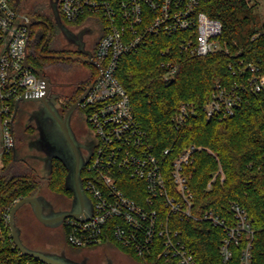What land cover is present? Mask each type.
I'll return each instance as SVG.
<instances>
[{
    "label": "built area",
    "instance_id": "built-area-1",
    "mask_svg": "<svg viewBox=\"0 0 264 264\" xmlns=\"http://www.w3.org/2000/svg\"><path fill=\"white\" fill-rule=\"evenodd\" d=\"M12 1L0 0V175L15 145L11 120L16 100L22 95L40 96L45 92L44 81L25 64L31 32L27 24L33 18L14 8ZM205 1L208 0H58L60 13L68 22L87 16V20H101L102 31L95 51L100 69L83 101L87 121L98 139L88 169L92 175L85 179L93 209L89 215L68 216L61 223L73 246L97 245L113 236L138 256L157 250L158 258L175 264H199L178 223L205 220L226 231L220 244L224 261L232 258V245L246 238L238 264H252L254 229L239 203L231 204L234 225L213 209L201 216L193 211L191 173L187 168L202 147L191 144L168 164L171 149L157 152L118 76L122 58L160 34L179 35L181 50L191 55H231V44L222 38L223 23L202 10ZM261 33L257 31L252 39ZM236 56L230 69L237 78L216 82L204 107L209 119L233 116L249 94L264 91V60L247 61L242 50ZM178 66L173 58L162 62L165 81L175 78ZM196 113L195 104L182 102L174 120L180 126ZM218 175L224 179L222 167L213 173L208 187ZM6 216L9 221V214Z\"/></svg>",
    "mask_w": 264,
    "mask_h": 264
},
{
    "label": "trees",
    "instance_id": "trees-1",
    "mask_svg": "<svg viewBox=\"0 0 264 264\" xmlns=\"http://www.w3.org/2000/svg\"><path fill=\"white\" fill-rule=\"evenodd\" d=\"M257 4V0H208L202 3V10L222 21V38L229 41L234 54L191 55L181 50L179 35L160 34L152 36L137 51L125 55L118 76L129 93L137 119L157 152L171 149L168 164L185 147L191 144L202 147L194 153L187 168L191 173L189 184L194 195V213L201 216L213 209L234 225L236 219L231 204L239 203L247 211L254 229L252 264H264V91L249 94L247 102L233 116L209 119L204 110L216 82L227 83L237 78L230 64L235 63L239 50L247 61L264 60V22H258ZM12 6L18 9L13 1ZM33 16L43 17L40 13ZM87 18L84 16L73 23L84 22ZM257 31L262 33L252 39ZM170 58L179 66L175 78L167 82L162 62ZM36 59L35 53L29 54L30 63H35ZM182 102L195 104L197 113L178 126L174 116ZM15 164L14 154L7 155L0 175V264H46L23 254L12 237L6 215L17 200L33 194L41 184L35 174L17 172ZM220 167L224 179L218 175L208 187L213 173ZM91 175L87 171L85 179ZM65 179L66 169L55 160L47 180L48 188L58 194H68ZM178 228L199 264H238L248 241L244 238L241 243L233 244L232 258L224 261L220 244L226 231L222 226L192 219L180 221ZM113 241L115 238L110 236L104 243ZM120 246L131 259L141 263L175 264L158 258L157 250L142 257L128 247Z\"/></svg>",
    "mask_w": 264,
    "mask_h": 264
},
{
    "label": "flooded vegetation",
    "instance_id": "flooded-vegetation-1",
    "mask_svg": "<svg viewBox=\"0 0 264 264\" xmlns=\"http://www.w3.org/2000/svg\"><path fill=\"white\" fill-rule=\"evenodd\" d=\"M53 1H45L40 12L43 17L32 16L42 22L36 32L33 29L35 24L31 27L28 54L35 53L37 59L32 64L43 70L52 83L57 79L54 71L59 65L74 67L75 74L68 78L62 91L55 94L51 92L52 109L40 102V108L35 110L29 101H20L13 123L16 146L19 149V155L15 159L25 169L35 168L47 180L52 174L55 160H59L66 169L68 194H58L50 190L52 195L46 196L40 193V187L31 194L39 197L45 216L53 217L58 212L67 210L81 211L82 214L89 215L93 209V198L86 188L85 178L98 139L87 121V115H83L86 114L84 100L77 102L97 77L98 68L80 58L52 56L87 57L86 53H91L92 59L97 62L95 51L102 31L100 27H94L87 21L68 22L61 15L59 5H55ZM63 122L68 127V136L64 132ZM25 169L23 174H26ZM25 205H29L34 214L31 204ZM68 259L83 264H105L103 261L92 262L88 258ZM122 260L119 264L141 263L131 258ZM106 264L116 263L111 260Z\"/></svg>",
    "mask_w": 264,
    "mask_h": 264
},
{
    "label": "rangeland",
    "instance_id": "rangeland-1",
    "mask_svg": "<svg viewBox=\"0 0 264 264\" xmlns=\"http://www.w3.org/2000/svg\"><path fill=\"white\" fill-rule=\"evenodd\" d=\"M46 0H13L15 6L20 11H24L29 15L39 14ZM256 13L258 22H264V0H257ZM36 11V12H35ZM88 23L94 27H99L101 20L98 19H86ZM39 24L34 25V31H38ZM57 77L55 83L51 82L52 94L59 93L68 83V78L75 74L74 67H62L59 65L58 69L54 71ZM35 110L40 108V101H29ZM86 117V114L83 113ZM17 154L19 155V149L17 148ZM17 172L23 173L25 167L16 162L15 164ZM25 172L35 174L39 177L40 193L49 196L52 195L50 189L47 186V179L41 177L35 168L28 167ZM38 190V189H37ZM36 192V191H35ZM16 223L21 230V238L25 246L32 249L41 250L52 254H63L72 259L88 258L92 262H104L105 264L109 261H113L119 264L122 259L129 260L130 256L123 252L121 246L116 241L111 243H100L91 246H81L76 248L67 240V233L62 224L58 225H47L41 222L35 214H33L29 205H23L18 209L16 214ZM123 261V260H122Z\"/></svg>",
    "mask_w": 264,
    "mask_h": 264
},
{
    "label": "water",
    "instance_id": "water-1",
    "mask_svg": "<svg viewBox=\"0 0 264 264\" xmlns=\"http://www.w3.org/2000/svg\"><path fill=\"white\" fill-rule=\"evenodd\" d=\"M55 5L58 4V0H54L53 1ZM60 20L59 16H58V21ZM42 21L39 19H33L30 23L27 24V26L29 27V29H31L32 25L34 24H39ZM30 37V35H29ZM87 57H83V56H68V55H53L52 57H57V58H72V59H83L88 63H91L93 65H95L98 69H100V65L98 64V62H96L95 60L92 59V54L91 53H86ZM25 64L29 67H31L32 69H34L39 77L44 81L45 83V92L44 94L40 95V96H27V95H22L21 97H19L16 100V104H15V108H14V113L12 116V130L14 132V120L16 117V113L18 110V105L20 103V101H40L45 107L52 109V103L50 100V95H51V81L50 78L44 73L43 70L36 68L32 63H30L29 61V54L28 52H26V57H25ZM100 74V73H99ZM97 79V77L92 81V83L89 85L88 89L85 91V93L83 94V96L79 99V101L77 103H79L80 101L84 100V98L86 97V95L88 94L90 88L92 87V85L94 84L95 80ZM76 103V104H77ZM76 104L72 107L74 108L76 106ZM59 120V119H58ZM66 122V121H65ZM63 122V123H65ZM65 124H63V129L65 134L68 136V127L65 126ZM13 154H14V158H16L17 156V146H16V139H15V145H14V149H13ZM65 184L66 187L68 188V175L65 179ZM25 204H31L34 214L35 216L43 223L47 224V225H58L61 224L63 222V220L68 217V216H80L82 215L81 211H76V210H72V211H61L58 212L57 215H54L53 217H48L45 216L42 210V204L41 201L39 199V197L35 194V195H28V196H24L22 198H20L19 200L16 201V203L12 206L10 213H9V224L11 227V231H12V237L13 240L16 244V246L18 247V249L26 255H30L32 257L38 258L41 261H43L46 264H83L80 262H77L75 260H71L68 259V256L66 255H61V254H52V253H48V252H44L41 250H37V249H32V248H28L27 246H25V244L22 241L21 238V230L18 227L17 223H16V214L18 209H20V207H22ZM139 264H148V263H139Z\"/></svg>",
    "mask_w": 264,
    "mask_h": 264
},
{
    "label": "crops",
    "instance_id": "crops-1",
    "mask_svg": "<svg viewBox=\"0 0 264 264\" xmlns=\"http://www.w3.org/2000/svg\"><path fill=\"white\" fill-rule=\"evenodd\" d=\"M16 162H17V160H16Z\"/></svg>",
    "mask_w": 264,
    "mask_h": 264
}]
</instances>
